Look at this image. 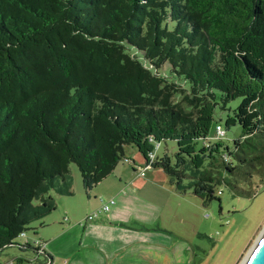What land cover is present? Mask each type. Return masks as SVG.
Instances as JSON below:
<instances>
[{
	"label": "trees",
	"instance_id": "1",
	"mask_svg": "<svg viewBox=\"0 0 264 264\" xmlns=\"http://www.w3.org/2000/svg\"><path fill=\"white\" fill-rule=\"evenodd\" d=\"M235 98L251 121L213 141L203 109ZM161 140L175 161L158 157ZM127 145L204 204L220 185L255 193L264 0H0V248L56 208L52 193H72L71 163L90 189L128 162Z\"/></svg>",
	"mask_w": 264,
	"mask_h": 264
},
{
	"label": "crops",
	"instance_id": "2",
	"mask_svg": "<svg viewBox=\"0 0 264 264\" xmlns=\"http://www.w3.org/2000/svg\"><path fill=\"white\" fill-rule=\"evenodd\" d=\"M138 155L140 158L136 155L118 164L90 189L85 188L80 174L76 176L70 169L72 193H52L56 208L42 218L39 232L37 227L33 229L39 240L34 247L37 248V242L45 243L37 256L38 262H49L51 258L60 264H160L158 259L163 258L165 244L172 246L167 247V252L173 246L177 249L176 254H172L173 259H185L187 248L185 243L181 244L185 240L174 237L173 230L164 231L160 225L165 207L159 196L180 192L162 167L152 165L144 169L145 158L139 151ZM110 199L114 203L107 211L100 212L93 220L85 219L89 212L99 209ZM147 224L150 229L144 227ZM172 237L177 239L173 241ZM30 239L26 238L27 243L23 245L29 246ZM148 246H153L160 258L143 256ZM22 249L36 255L34 249ZM15 259L22 263L18 256L9 260L10 264H14Z\"/></svg>",
	"mask_w": 264,
	"mask_h": 264
},
{
	"label": "rangeland",
	"instance_id": "3",
	"mask_svg": "<svg viewBox=\"0 0 264 264\" xmlns=\"http://www.w3.org/2000/svg\"><path fill=\"white\" fill-rule=\"evenodd\" d=\"M240 102L241 98L231 100L227 104V110H221L218 105H208L203 109L201 118L204 122L214 120V123L216 121L222 126L226 124L225 134L218 139L213 136V141H223L224 144L225 140L230 145L240 134L239 124H248L251 121L249 116L251 111L247 106L242 108V113L235 115L232 113V109ZM211 133L215 135L214 124L211 126ZM176 151L177 144L174 140H161L156 154L158 157L167 154L173 162ZM124 155L129 159L136 155L139 157L135 145L125 146ZM137 161L142 162L138 158ZM70 169L76 176L80 174L75 163L70 164ZM245 188L255 193L251 197L237 195L229 187L220 185L216 190V197L219 200L214 198L207 204H204L192 190L174 195L162 194L159 198L165 208L160 225L165 228L164 231L173 230L174 237L185 240L181 244L185 243L187 254L185 259L180 257L173 259L172 254L175 255L177 249L173 246L167 252V247L172 246L165 244L163 258H160L153 246L145 248L146 253L144 254L143 251L142 255L155 260L160 258L162 259H158L161 261L160 264H175V260L178 261L177 264H242L264 229V183L255 178L253 185H245ZM206 213L208 216H205ZM36 227L39 232V220L33 222L24 235L15 237L12 245L0 250V264H10L9 260L18 256L22 258L20 264H28V259L33 257V253L28 249L24 251L18 245L27 243L26 238H31L29 241L32 243L29 245L34 246V243L39 241L36 239L37 234L33 233L35 232L33 228ZM144 227L150 229L149 224ZM174 237H172L173 241L177 239ZM18 262L19 260H14V264H19ZM145 264L149 263L145 262Z\"/></svg>",
	"mask_w": 264,
	"mask_h": 264
},
{
	"label": "built area",
	"instance_id": "4",
	"mask_svg": "<svg viewBox=\"0 0 264 264\" xmlns=\"http://www.w3.org/2000/svg\"><path fill=\"white\" fill-rule=\"evenodd\" d=\"M225 134V130L224 128L220 125V124H217L216 125V129H215V136L214 138L215 139H218L219 137H222L223 135ZM158 145V143H154V147L156 148ZM208 146V144H207ZM154 159H155V154L153 151H150L148 153V160H147V163L145 164V168H148L150 166H152L153 162H154ZM126 161H129L126 159ZM140 174L143 175L144 174V170L141 169L140 171ZM114 203V200L113 199H110L109 201L107 202H103V204L101 205V207L97 210H94L92 212H89L85 219L88 221V220H93L94 218H96L98 216V214L102 211H107L109 208H110V205ZM205 216H208V214L206 213ZM21 235H24V233H21ZM45 246V243L44 242H37V248L35 249V254L32 258H30L28 260V264H60V263H56V262H53V261H50L49 262H45V263H41V262H38L37 261V256L38 254H40L42 252V249L44 248Z\"/></svg>",
	"mask_w": 264,
	"mask_h": 264
},
{
	"label": "water",
	"instance_id": "5",
	"mask_svg": "<svg viewBox=\"0 0 264 264\" xmlns=\"http://www.w3.org/2000/svg\"><path fill=\"white\" fill-rule=\"evenodd\" d=\"M13 242H10L4 246H2L0 248V250L4 247H7L9 245H12ZM16 245V244H15ZM21 248H26L28 247L29 249H34L35 247L33 245H18ZM50 261H52V259L50 258ZM242 264H264V229L261 232L260 236L258 237V239L256 240L253 248L251 249V251L248 253V255L246 256L245 260L243 261Z\"/></svg>",
	"mask_w": 264,
	"mask_h": 264
}]
</instances>
